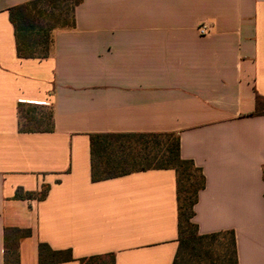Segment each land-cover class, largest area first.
Instances as JSON below:
<instances>
[{"label":"crops","instance_id":"0c3cea01","mask_svg":"<svg viewBox=\"0 0 264 264\" xmlns=\"http://www.w3.org/2000/svg\"><path fill=\"white\" fill-rule=\"evenodd\" d=\"M32 1L0 0V264H40L41 244L71 250L58 264H173L176 172L92 180L90 135L140 133L178 135L202 169L199 234L233 231L239 264H264V0H83L49 57L23 60L9 10ZM30 105L53 132H20Z\"/></svg>","mask_w":264,"mask_h":264},{"label":"trees","instance_id":"16d2710c","mask_svg":"<svg viewBox=\"0 0 264 264\" xmlns=\"http://www.w3.org/2000/svg\"><path fill=\"white\" fill-rule=\"evenodd\" d=\"M83 0H35L9 10L15 29L17 56L23 60H45L50 55L52 34L56 29L75 26V11ZM22 105V104H21ZM34 108V109H30ZM29 109L28 111H25ZM41 112L37 118L36 112ZM49 111V112H48ZM253 116H264V98L256 99ZM21 133L54 131L51 109L38 106L19 107ZM23 120L28 125L23 126ZM92 180L99 182L151 170H174L177 175L179 208V246L173 264H191L196 258L221 259L222 264H239L233 231L201 235L194 223L199 194L206 187L201 168L181 157L180 138L171 133L92 134ZM264 176V170H263ZM49 186L38 193L18 190L17 199L45 200ZM22 236H29L23 232ZM227 237L229 238L226 242ZM17 264L16 251H9L7 262ZM73 260L71 250L55 251L47 244L39 246L40 264H58ZM81 264H115L113 254L80 260Z\"/></svg>","mask_w":264,"mask_h":264},{"label":"rangeland","instance_id":"374dc122","mask_svg":"<svg viewBox=\"0 0 264 264\" xmlns=\"http://www.w3.org/2000/svg\"><path fill=\"white\" fill-rule=\"evenodd\" d=\"M34 109V108H30ZM29 109H26L25 111H28ZM49 112V111H48ZM37 118L41 117V112L37 110L36 112ZM23 126L25 127H31V128H37L35 125H28L27 121L23 120ZM229 238L227 237L226 242H228ZM191 264H222L221 259H210L208 260L207 257H201V258H196L194 259Z\"/></svg>","mask_w":264,"mask_h":264},{"label":"built area","instance_id":"2783aa9c","mask_svg":"<svg viewBox=\"0 0 264 264\" xmlns=\"http://www.w3.org/2000/svg\"><path fill=\"white\" fill-rule=\"evenodd\" d=\"M199 34L201 36H208L211 32V25L209 23H202L198 28Z\"/></svg>","mask_w":264,"mask_h":264}]
</instances>
